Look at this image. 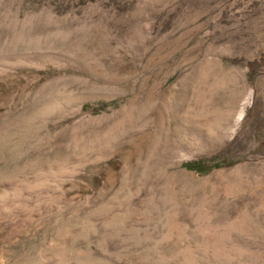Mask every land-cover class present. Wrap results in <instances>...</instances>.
I'll return each instance as SVG.
<instances>
[{
  "label": "rangeland",
  "instance_id": "374dc122",
  "mask_svg": "<svg viewBox=\"0 0 264 264\" xmlns=\"http://www.w3.org/2000/svg\"><path fill=\"white\" fill-rule=\"evenodd\" d=\"M0 264H264V0H0Z\"/></svg>",
  "mask_w": 264,
  "mask_h": 264
},
{
  "label": "bare ground",
  "instance_id": "6f19581e",
  "mask_svg": "<svg viewBox=\"0 0 264 264\" xmlns=\"http://www.w3.org/2000/svg\"><path fill=\"white\" fill-rule=\"evenodd\" d=\"M236 105H237V100L234 98L232 101H230V103L228 105V108L223 113H221L219 115V118L221 120H223L224 124H226V125H224V126H226L224 128H228L229 129V126L233 124L234 115H235V108L237 107Z\"/></svg>",
  "mask_w": 264,
  "mask_h": 264
},
{
  "label": "trees",
  "instance_id": "16d2710c",
  "mask_svg": "<svg viewBox=\"0 0 264 264\" xmlns=\"http://www.w3.org/2000/svg\"><path fill=\"white\" fill-rule=\"evenodd\" d=\"M190 167L192 168V167H194L193 165H190Z\"/></svg>",
  "mask_w": 264,
  "mask_h": 264
}]
</instances>
